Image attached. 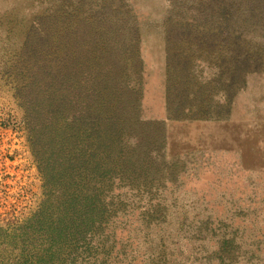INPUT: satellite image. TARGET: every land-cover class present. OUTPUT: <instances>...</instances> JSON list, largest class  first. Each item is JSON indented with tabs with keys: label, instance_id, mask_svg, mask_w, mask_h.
<instances>
[{
	"label": "trees",
	"instance_id": "16d2710c",
	"mask_svg": "<svg viewBox=\"0 0 264 264\" xmlns=\"http://www.w3.org/2000/svg\"><path fill=\"white\" fill-rule=\"evenodd\" d=\"M129 2L65 0L22 38L14 27L0 33V82L9 93L0 94V123L27 139L43 190L29 216L0 225V264H107L116 247L111 231L124 235L119 252L131 234L129 201L176 181L178 165L163 166L155 131L136 118L127 77L137 72L146 22ZM202 9L166 20L170 117L226 115L240 78L263 59L245 25L264 28V0H211ZM222 44L231 51L227 103L215 104L213 83L224 70L196 83L194 63L198 52Z\"/></svg>",
	"mask_w": 264,
	"mask_h": 264
},
{
	"label": "rangeland",
	"instance_id": "374dc122",
	"mask_svg": "<svg viewBox=\"0 0 264 264\" xmlns=\"http://www.w3.org/2000/svg\"><path fill=\"white\" fill-rule=\"evenodd\" d=\"M64 1L0 0V33L14 27L22 38L37 16ZM210 1L129 2L146 22L143 40L154 57L152 86L161 92L158 106L164 111L171 144L182 151L177 165L184 177L176 181L175 195L170 184L157 185L151 193H139L129 201L125 227L131 234L107 264H264V55L240 78L226 115L170 117L166 104V20L180 13L198 15ZM245 28L251 44L263 50L264 28ZM230 53L222 44L197 54V72L205 75L204 83L224 70V80L213 83L215 104L227 103L223 82L229 77ZM0 89L3 97L9 96L3 82ZM2 103L0 99V109ZM42 192L27 139L0 123V225L29 216Z\"/></svg>",
	"mask_w": 264,
	"mask_h": 264
},
{
	"label": "water",
	"instance_id": "95a60500",
	"mask_svg": "<svg viewBox=\"0 0 264 264\" xmlns=\"http://www.w3.org/2000/svg\"><path fill=\"white\" fill-rule=\"evenodd\" d=\"M140 37L137 39L135 45L136 57L138 60L137 72L128 75L127 80L130 88L134 94V110L138 121L147 126L152 127L155 131L156 137V157L160 160L164 167L175 169L177 165V155L182 151H177L171 144L169 131L167 128V121L165 118L164 111L160 109L158 103L161 105V92L158 89H154L151 81V69L150 64L153 62L154 57L150 52L146 50V44L143 40L144 32H140ZM198 66L197 61L194 63V75L193 79L196 83H202L203 78L206 79L205 75H200L197 72ZM171 170V169H169ZM184 175L179 171L175 173V180L183 178ZM176 181H168L165 184H170L173 190L171 193L176 194L174 185ZM177 188V187H176ZM116 190V189H115ZM117 190L109 194V196L116 195ZM111 240L115 243V249L111 251V255L118 253V246L123 245L122 232L118 230L111 231ZM125 241V240H124ZM110 260V259H109Z\"/></svg>",
	"mask_w": 264,
	"mask_h": 264
}]
</instances>
